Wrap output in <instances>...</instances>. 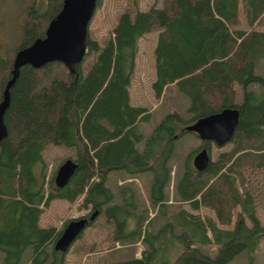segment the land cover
Masks as SVG:
<instances>
[{"label":"trees","instance_id":"trees-1","mask_svg":"<svg viewBox=\"0 0 264 264\" xmlns=\"http://www.w3.org/2000/svg\"><path fill=\"white\" fill-rule=\"evenodd\" d=\"M239 1L248 25L264 26V0H159L143 11L121 12L101 46L87 33L80 63L19 68L2 114L0 264H21L26 248L28 264H64L66 252L52 245L69 220L61 229L39 220L52 201L78 198L88 215L101 212L112 223L111 240L142 242L140 257L116 264H226L241 251L254 252L264 237L256 215L257 209L264 211V28H234ZM38 5V0H0V100L15 53L44 36L62 0H45L42 11ZM152 30L157 31L152 94L159 98L174 85L187 98L188 118L167 112L144 136L138 123L150 115L130 103L128 85L137 40ZM90 53L93 60L85 64ZM224 108L238 113L229 141L215 146L201 171L189 158L209 143L187 154L174 178L173 205L168 204L164 189L175 139L187 132L185 125ZM47 145L74 151L69 159L75 168L62 187L53 182L55 171L45 179ZM110 171L149 174L152 217L145 206L137 207L127 186L117 187L119 202H114L106 185ZM200 207L214 217L195 213ZM234 211L232 226L221 227L230 224ZM157 218L161 223L153 230Z\"/></svg>","mask_w":264,"mask_h":264},{"label":"rangeland","instance_id":"rangeland-1","mask_svg":"<svg viewBox=\"0 0 264 264\" xmlns=\"http://www.w3.org/2000/svg\"><path fill=\"white\" fill-rule=\"evenodd\" d=\"M38 8L42 11L45 8V0H38ZM151 4L159 5V0H98L93 15L89 21L87 33L90 37L96 39L101 46L107 39L108 35L117 17L126 9L143 11ZM236 29L244 31L254 28L262 30L264 26L248 25L241 2L238 5ZM157 31L152 30L142 34L137 40V50L134 57V65L130 75L128 85L129 101L133 105L141 106L146 109L150 117L147 122L138 123L139 130L144 136H147L153 126L161 119V117L171 111L177 112L181 118L187 119L188 114L185 112L188 101L187 98L179 92L174 85L167 86L159 98H155L150 89V83L154 78L153 55L152 48L156 40ZM94 53L86 56L84 59L91 62ZM263 63H261L262 67ZM236 100H239L240 89L235 86ZM203 141L194 133L185 132L175 139L173 144V154L170 160V179L164 189L167 203L173 205V182L177 174L181 172L182 163L187 154L195 151ZM207 149L212 158L216 154V147L213 143L208 142ZM191 153L189 162L191 163ZM74 151L61 146L47 145L42 152V159L45 166V179L50 176L52 171L66 158H73ZM149 184V174H138L129 177L121 171H110L107 174L106 185L115 194L114 202L118 203L116 191L119 187L127 186L134 195V200L138 208H147L148 217L154 215V209L148 202L147 192ZM128 189V190H129ZM81 198L74 202H66L64 200H54L45 209L40 217L39 224L41 226H53L61 229L64 222L73 218L87 216L89 208L80 206ZM188 209L187 204H180ZM200 215L214 217L211 210L200 207L194 211ZM235 211L232 214L229 225H221L223 228H230L234 222ZM256 215L264 227V211L257 209ZM161 219L157 218L154 223L155 230ZM246 223L249 225L248 221ZM113 225L105 221L103 214L100 212L96 216L94 224L87 226L82 231L80 237L76 239L64 254V264H116L130 257H140V251L143 248L142 242H119L111 240V232ZM49 249V247L47 248ZM211 255L215 254V248H207ZM29 248H26L22 255L21 264H28L27 259L30 256ZM226 264H264V237L259 240L254 252L250 255L245 251H241L230 259Z\"/></svg>","mask_w":264,"mask_h":264},{"label":"water","instance_id":"water-1","mask_svg":"<svg viewBox=\"0 0 264 264\" xmlns=\"http://www.w3.org/2000/svg\"><path fill=\"white\" fill-rule=\"evenodd\" d=\"M95 7L96 0H62L59 12L48 22L44 36L15 53L11 76L4 85L0 100V140L6 135L2 114L8 105L9 88L17 77L19 68L24 65L37 68L51 61L61 62L65 66L80 63L86 53L84 42ZM237 117L236 108H224L197 118L185 125L183 130L194 133L202 141L222 146L229 141ZM209 158L210 152L207 148L198 149L191 157L192 167L197 171L203 170ZM74 168L75 164L71 159H64L55 169L53 176L55 186H64L73 174ZM96 215L97 211H92L87 217L69 220L53 242V249L65 253Z\"/></svg>","mask_w":264,"mask_h":264}]
</instances>
